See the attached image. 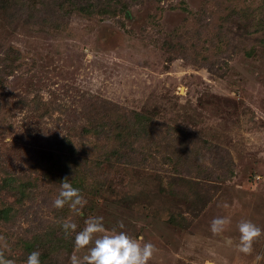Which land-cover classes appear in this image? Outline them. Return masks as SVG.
<instances>
[{"label": "rangeland", "instance_id": "374dc122", "mask_svg": "<svg viewBox=\"0 0 264 264\" xmlns=\"http://www.w3.org/2000/svg\"><path fill=\"white\" fill-rule=\"evenodd\" d=\"M65 178L83 215L52 206ZM89 215L148 264L264 253L236 248L264 229V0H0V264H70L61 221Z\"/></svg>", "mask_w": 264, "mask_h": 264}, {"label": "clouds", "instance_id": "9594fccd", "mask_svg": "<svg viewBox=\"0 0 264 264\" xmlns=\"http://www.w3.org/2000/svg\"><path fill=\"white\" fill-rule=\"evenodd\" d=\"M87 203L81 190L67 179L60 181L57 195L52 201V206L61 209L65 205L77 215H83V207ZM230 223L227 216H217L211 220L210 230L213 234L223 232ZM65 235L75 233L73 248L84 249L83 255L70 256V264H148L153 256L155 245L152 242H140L130 236L126 231L106 229L102 216L89 215L84 221V226L79 230L77 224L70 218H65L60 224ZM123 229V223L119 225ZM239 238L236 248L243 254L253 252V243L264 229L249 219H242L237 224ZM264 261V253H256L254 264ZM24 264H41L40 252L32 251L28 254Z\"/></svg>", "mask_w": 264, "mask_h": 264}]
</instances>
